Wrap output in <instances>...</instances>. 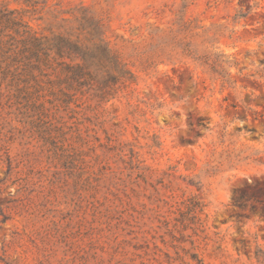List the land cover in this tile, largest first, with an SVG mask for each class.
I'll return each instance as SVG.
<instances>
[{
  "label": "rangeland",
  "instance_id": "1",
  "mask_svg": "<svg viewBox=\"0 0 264 264\" xmlns=\"http://www.w3.org/2000/svg\"><path fill=\"white\" fill-rule=\"evenodd\" d=\"M41 1L88 6L135 81L0 68V264H264V0Z\"/></svg>",
  "mask_w": 264,
  "mask_h": 264
},
{
  "label": "trees",
  "instance_id": "2",
  "mask_svg": "<svg viewBox=\"0 0 264 264\" xmlns=\"http://www.w3.org/2000/svg\"><path fill=\"white\" fill-rule=\"evenodd\" d=\"M14 1L28 8L18 11L0 2V68H24L31 74L38 71L40 76H48L46 69L59 68L63 77L46 81L50 88L65 84L72 96L92 93L99 102L108 101L135 81L134 73L106 40L101 19L88 6L63 9L59 2L61 8L46 12V16L40 7L46 1ZM26 13L39 15L38 20L47 18L50 35L33 29L24 20Z\"/></svg>",
  "mask_w": 264,
  "mask_h": 264
}]
</instances>
